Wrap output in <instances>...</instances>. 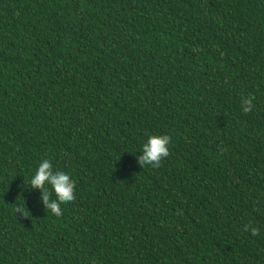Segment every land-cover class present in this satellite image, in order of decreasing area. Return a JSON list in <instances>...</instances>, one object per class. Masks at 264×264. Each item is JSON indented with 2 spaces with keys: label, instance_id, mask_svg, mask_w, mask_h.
I'll list each match as a JSON object with an SVG mask.
<instances>
[{
  "label": "trees",
  "instance_id": "16d2710c",
  "mask_svg": "<svg viewBox=\"0 0 264 264\" xmlns=\"http://www.w3.org/2000/svg\"><path fill=\"white\" fill-rule=\"evenodd\" d=\"M0 264H264V0H0Z\"/></svg>",
  "mask_w": 264,
  "mask_h": 264
},
{
  "label": "clouds",
  "instance_id": "9594fccd",
  "mask_svg": "<svg viewBox=\"0 0 264 264\" xmlns=\"http://www.w3.org/2000/svg\"><path fill=\"white\" fill-rule=\"evenodd\" d=\"M253 108L250 98L242 99V109L245 113ZM171 137L168 135H150L144 142L138 153V163L141 167H158L160 163L170 154ZM28 189L38 190L41 194V201L46 212L56 216L63 214V203L72 202L75 199V181L72 173L54 168L50 159H42L29 177ZM52 193L55 194L53 198ZM25 200V199H24ZM17 213H25L22 206H18ZM28 210V209H27ZM29 211V210H28ZM245 230L250 231L252 236L259 235V229L251 225H245Z\"/></svg>",
  "mask_w": 264,
  "mask_h": 264
}]
</instances>
